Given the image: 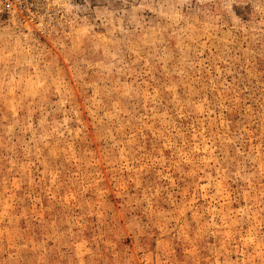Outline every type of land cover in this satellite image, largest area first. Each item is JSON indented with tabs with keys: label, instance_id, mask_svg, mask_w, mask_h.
<instances>
[{
	"label": "rangeland",
	"instance_id": "obj_1",
	"mask_svg": "<svg viewBox=\"0 0 264 264\" xmlns=\"http://www.w3.org/2000/svg\"><path fill=\"white\" fill-rule=\"evenodd\" d=\"M0 6V264H264V0Z\"/></svg>",
	"mask_w": 264,
	"mask_h": 264
},
{
	"label": "built area",
	"instance_id": "obj_2",
	"mask_svg": "<svg viewBox=\"0 0 264 264\" xmlns=\"http://www.w3.org/2000/svg\"><path fill=\"white\" fill-rule=\"evenodd\" d=\"M0 6L7 9L14 10L15 12H20L26 9L27 4L25 0H0Z\"/></svg>",
	"mask_w": 264,
	"mask_h": 264
}]
</instances>
